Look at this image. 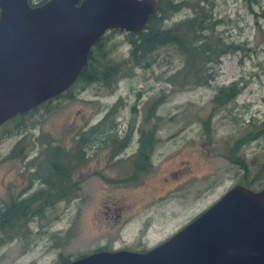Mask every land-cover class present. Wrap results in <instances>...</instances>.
Here are the masks:
<instances>
[{
	"label": "rangeland",
	"instance_id": "obj_1",
	"mask_svg": "<svg viewBox=\"0 0 264 264\" xmlns=\"http://www.w3.org/2000/svg\"><path fill=\"white\" fill-rule=\"evenodd\" d=\"M155 1L172 6L161 25L181 45L136 59L128 31L110 29L96 81L0 125V213L51 190L54 161L73 173L66 198L0 228V264L149 249L235 184L264 187V0Z\"/></svg>",
	"mask_w": 264,
	"mask_h": 264
},
{
	"label": "water",
	"instance_id": "obj_2",
	"mask_svg": "<svg viewBox=\"0 0 264 264\" xmlns=\"http://www.w3.org/2000/svg\"><path fill=\"white\" fill-rule=\"evenodd\" d=\"M155 0H0V125L71 87L109 29L142 30ZM60 264H264V187L237 183L166 240Z\"/></svg>",
	"mask_w": 264,
	"mask_h": 264
},
{
	"label": "trees",
	"instance_id": "obj_3",
	"mask_svg": "<svg viewBox=\"0 0 264 264\" xmlns=\"http://www.w3.org/2000/svg\"><path fill=\"white\" fill-rule=\"evenodd\" d=\"M43 1L44 0L40 1L39 3ZM202 6L203 8L205 7L204 5ZM169 9L170 10L172 9L171 5L166 6L165 4L161 3L159 10L151 15L147 28L142 29L140 31H128L130 40L135 46L133 53L135 54V56L139 54L138 57H136V59H139V57L140 59L141 58L144 59L145 57L147 58V56H149L152 52H154L158 46L166 44L170 41H177L181 45V37H183L184 34L180 32V28L178 27V25L176 26L172 25L170 27L168 26L165 27L161 25L163 18L164 16H166ZM156 19H160V24L158 26L154 25ZM112 29H119V28H112ZM106 32L92 46L88 63L80 73L78 79L74 82V84L71 87L67 88L66 90H64L59 94H66L71 92L72 88L78 83H90L96 81L98 75L96 73L95 64L99 55L103 52L105 48L103 38ZM202 47H203L202 44L198 46L201 53H202L201 50ZM117 64L118 63H116L115 66H117ZM36 107L30 109V111L36 109ZM24 113L26 112H22L19 114L24 115ZM27 121H28L27 118L24 117L20 118L16 122L15 128H17L19 131L26 130L27 125L25 124ZM145 165H146L145 159L144 157H141L138 166L142 168ZM51 166H54L57 172V181L54 187L48 192L26 195L21 200L16 202L14 205L10 206L9 208L1 212L0 228H2L3 230L5 229L12 231L13 233L19 232L28 225L31 218L36 217L42 212L46 201L49 200L59 201L62 200L63 198H66V196L69 194L71 189V185L69 183L73 177V173L68 168V166L60 164L58 161H54L51 164ZM244 184L250 185L249 183H244ZM69 260L70 259L65 260L64 262H67Z\"/></svg>",
	"mask_w": 264,
	"mask_h": 264
},
{
	"label": "bare ground",
	"instance_id": "obj_4",
	"mask_svg": "<svg viewBox=\"0 0 264 264\" xmlns=\"http://www.w3.org/2000/svg\"><path fill=\"white\" fill-rule=\"evenodd\" d=\"M156 9H157V6H156V8H155L154 12L156 11Z\"/></svg>",
	"mask_w": 264,
	"mask_h": 264
}]
</instances>
